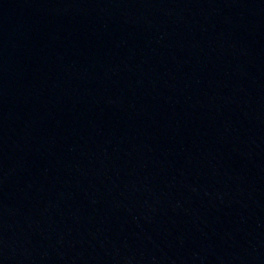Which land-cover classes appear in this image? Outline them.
I'll use <instances>...</instances> for the list:
<instances>
[{
  "label": "water",
  "instance_id": "95a60500",
  "mask_svg": "<svg viewBox=\"0 0 264 264\" xmlns=\"http://www.w3.org/2000/svg\"><path fill=\"white\" fill-rule=\"evenodd\" d=\"M0 264H264V0H0Z\"/></svg>",
  "mask_w": 264,
  "mask_h": 264
}]
</instances>
